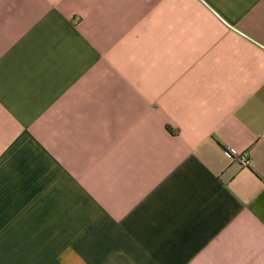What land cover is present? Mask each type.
<instances>
[{"label":"crops","instance_id":"obj_1","mask_svg":"<svg viewBox=\"0 0 264 264\" xmlns=\"http://www.w3.org/2000/svg\"><path fill=\"white\" fill-rule=\"evenodd\" d=\"M0 264H264V0H0Z\"/></svg>","mask_w":264,"mask_h":264},{"label":"built area","instance_id":"obj_2","mask_svg":"<svg viewBox=\"0 0 264 264\" xmlns=\"http://www.w3.org/2000/svg\"><path fill=\"white\" fill-rule=\"evenodd\" d=\"M234 160L237 161L240 165L245 168L251 167V159L244 154H238L234 157Z\"/></svg>","mask_w":264,"mask_h":264}]
</instances>
